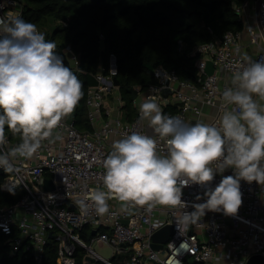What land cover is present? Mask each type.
I'll return each instance as SVG.
<instances>
[{"label":"built area","instance_id":"1","mask_svg":"<svg viewBox=\"0 0 264 264\" xmlns=\"http://www.w3.org/2000/svg\"><path fill=\"white\" fill-rule=\"evenodd\" d=\"M252 2L244 0L235 5L243 21L247 20ZM23 7V0H0V15H23ZM260 21L264 28V0ZM246 29L249 41L259 48L254 59L264 57V41L257 27L248 24ZM63 49L70 67L82 72L79 56L71 44H65ZM196 53L200 55L195 60L197 82L183 79L174 69L158 64L153 82L144 88L135 86L138 93L133 98L135 115L131 119L125 116L119 86L113 82L117 65L111 53L109 73L104 74L99 66L92 72L99 83L88 85L86 106L91 129L77 128L74 122H68L67 114L53 128L51 136L42 138L32 156L10 154L11 167L0 166L4 172L0 190H23L16 201L0 205V232L11 239V251L25 245L31 249L35 264H41L48 240L55 238L59 264H77L78 256L82 264H246L253 254L264 256V182L241 179L243 202L238 213L207 209L186 227H178L185 211L207 199L206 187H214L222 175L235 174L231 166L217 171L214 179L205 184L193 182L183 186L186 205L155 203L149 208L147 204L122 201L113 194L107 201L108 210L101 213L92 200L93 190L106 189L103 159L111 151L113 141L133 130L147 132L148 120L139 116V103L147 96L156 98L165 113L193 123L202 120L205 106L216 108L205 122H218L225 107H235L226 104L222 93L226 87L235 86L233 74L248 62L243 53L242 31L227 29L222 36L194 46L192 54ZM207 59L214 65L211 74L204 70ZM166 87L170 91L164 95ZM151 135L157 139L158 150L164 153L168 137L160 133ZM6 136L5 149L19 143ZM212 166L218 167L219 162L213 161ZM45 178L51 179L52 188H46ZM81 199H85L87 209L78 203ZM166 224L172 225L168 240L161 248L152 247L153 233ZM104 244L110 247L108 256L97 249Z\"/></svg>","mask_w":264,"mask_h":264},{"label":"clouds","instance_id":"2","mask_svg":"<svg viewBox=\"0 0 264 264\" xmlns=\"http://www.w3.org/2000/svg\"><path fill=\"white\" fill-rule=\"evenodd\" d=\"M46 35L22 14L0 15V166L5 168L11 167L10 154L32 156L84 94L83 81ZM244 56L248 62L233 74L235 86L222 93L226 104L235 107H225L218 122H186L165 113L151 95L139 103L140 118L168 137L167 149L161 153L156 137L144 131L133 130L114 140L103 159L106 189L91 194L98 212L108 210L113 194L149 208L155 203L186 205L183 186L205 184L231 166L235 174L222 175L214 187H206L207 199L185 211L178 227H186L207 209L238 213L241 179L264 182V104L253 95L264 99V57ZM6 125L22 137L7 149ZM213 161L219 166L213 167ZM78 203L87 209L85 199Z\"/></svg>","mask_w":264,"mask_h":264},{"label":"trees","instance_id":"3","mask_svg":"<svg viewBox=\"0 0 264 264\" xmlns=\"http://www.w3.org/2000/svg\"><path fill=\"white\" fill-rule=\"evenodd\" d=\"M23 1L26 19L38 26H51L53 22L52 32L46 38L56 41V51L66 64L70 66L63 44H71L79 56L83 71L77 75L83 81L84 93L74 110V125L79 129H91L84 71L96 72L101 66L103 73L108 74L111 53L116 57L115 75L119 80L122 108L131 119L135 106L129 87L144 88L153 82L158 64L174 69L183 79L197 82L199 72L195 60L200 55L192 54L194 46L243 25L235 5L244 0ZM6 134L13 141L20 142L22 138L21 133L13 132L7 125ZM3 177L4 172L0 171V182ZM22 192L21 187L0 190V205L16 201ZM11 248V239L0 232V264H35L31 249L25 245L16 251ZM56 254V239L50 238L41 264H59ZM77 264H82L80 256Z\"/></svg>","mask_w":264,"mask_h":264},{"label":"water","instance_id":"4","mask_svg":"<svg viewBox=\"0 0 264 264\" xmlns=\"http://www.w3.org/2000/svg\"><path fill=\"white\" fill-rule=\"evenodd\" d=\"M261 2H262V0H254V13L256 16L258 27H259V29H260L263 37H264V28H263L261 21H260V5H261ZM63 46H64V44H63ZM204 70L207 74L213 73L214 65H213V62L211 59L206 60V65H205ZM74 71L77 73L76 70H74ZM85 77H86V81H87L88 85H97L99 83L96 76L90 71L85 72ZM113 82L115 85H119V80H118L116 75L113 76ZM128 90L131 93L132 98H134L138 93V89L135 86L129 87ZM169 91H170V89L168 87H166L163 90V94L167 95L169 93ZM74 117H75V111L73 113L69 114L68 122H71V123L74 122ZM146 131L149 134L158 133L154 130V128L152 126L149 125V122L146 124ZM44 183H45L46 188H52L53 187L50 178H45ZM171 232H172V225L171 224H166L162 228L156 230L152 235V240H153L152 241V247H154V248L163 247L164 242L168 240ZM49 236H52L51 232L49 233ZM263 263H264V256L263 255L253 254L248 258L246 264H263Z\"/></svg>","mask_w":264,"mask_h":264},{"label":"crops","instance_id":"5","mask_svg":"<svg viewBox=\"0 0 264 264\" xmlns=\"http://www.w3.org/2000/svg\"><path fill=\"white\" fill-rule=\"evenodd\" d=\"M247 9V20L243 21L242 28L240 30L242 31V41H243V53H247L250 55L253 59L255 58L256 54L259 51V48L257 44L249 41V33L247 31L248 24H253L257 27V30L261 34V40L264 41V37L258 27L256 16L254 13V10ZM254 97L258 98L261 104H264V99H261L256 93L253 94ZM214 112H216V108L214 106H205L204 108V115L202 116L203 121H208L210 117L213 116Z\"/></svg>","mask_w":264,"mask_h":264},{"label":"rangeland","instance_id":"6","mask_svg":"<svg viewBox=\"0 0 264 264\" xmlns=\"http://www.w3.org/2000/svg\"><path fill=\"white\" fill-rule=\"evenodd\" d=\"M250 10H254V0H253V2H252V4H251V8H250ZM53 21V20H52ZM59 21V20H58ZM56 22V23H59V22ZM65 21V20H64ZM51 24V26H47V25H41V24H39V27H40V29L42 30V31H44V32H48V34L47 35H50V33L52 32V25H53V22H51L50 23ZM98 251L101 253V254H103V255H105V256H108L109 254H110V247H109V245L108 244H104V245H101V246H99L98 248ZM189 261H192V259H189Z\"/></svg>","mask_w":264,"mask_h":264}]
</instances>
